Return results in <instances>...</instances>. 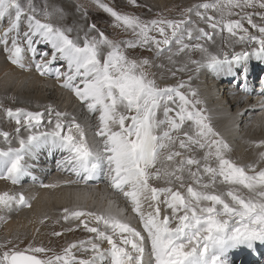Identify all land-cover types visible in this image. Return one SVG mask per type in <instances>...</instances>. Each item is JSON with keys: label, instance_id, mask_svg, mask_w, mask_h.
I'll list each match as a JSON object with an SVG mask.
<instances>
[{"label": "snow or ice", "instance_id": "obj_1", "mask_svg": "<svg viewBox=\"0 0 264 264\" xmlns=\"http://www.w3.org/2000/svg\"><path fill=\"white\" fill-rule=\"evenodd\" d=\"M94 3L130 38L109 36L96 23L86 29L68 25L65 10L47 2L37 7L36 0H0V51L6 59L25 69L30 53V66L41 76H54L88 116L96 117L93 145L85 124L52 104L43 111L3 107L16 127L15 136L0 131L6 145L0 147V179L13 185L24 177L36 180L26 158L58 150L64 155L57 169L76 179L42 187L87 185L103 177L125 207L102 196L97 209L64 208L60 220L71 225L64 231L82 228L90 234L86 240L60 252L33 243L20 249L5 240L0 264H101L106 255L111 264H244L238 254L259 255L264 249V138L247 141L256 151L251 162L234 160L193 81L194 74L209 69L230 78L242 98L252 94L249 62L264 64V0H200L180 9L178 17L150 20L104 0ZM129 3L138 6L137 0ZM74 8L87 20L83 4ZM217 36L227 50L214 53L208 45ZM137 49L150 55H130ZM196 52L200 59L193 58ZM161 57L167 64L156 63ZM153 69H166L172 77L191 74L161 85ZM258 83L260 99L250 107L258 105L261 116L253 126L264 129V77ZM45 122L48 127L41 131ZM16 206L31 207L23 192H0V213Z\"/></svg>", "mask_w": 264, "mask_h": 264}, {"label": "bare ground", "instance_id": "obj_2", "mask_svg": "<svg viewBox=\"0 0 264 264\" xmlns=\"http://www.w3.org/2000/svg\"><path fill=\"white\" fill-rule=\"evenodd\" d=\"M145 1L155 6L174 5L175 2L180 1L185 2L187 5L200 2V0H169V3H167L168 0ZM128 7L130 8L127 13L132 14L133 6L129 5ZM151 13H155V15L148 16L138 13V16L144 20L162 16L159 10H151ZM171 15L165 12L163 17ZM77 16L76 19L81 23V19ZM130 36L131 34L127 33L125 38H130ZM219 37V39H215V44L208 45L211 52L217 53L222 48L227 50L226 46H221L223 44L221 42L224 40L222 41L223 38ZM240 47L242 46L237 45V50ZM146 52L143 49L141 52L135 51L134 53H130V55H140L141 53L143 55H150V53L145 54ZM193 58L200 59V53H194ZM184 59L186 58H181V61ZM162 62L167 64V61L163 57L156 59L157 64ZM25 63V69L12 65L6 59V54L0 51V106H2L0 107V113H2V115L0 114V127L2 126L5 129L4 131H8L15 136L14 131H10L12 125L7 122V117L2 110L3 107L12 105V102L14 104L13 108H24L28 111H43L47 105L52 104L61 111L72 113L77 117L78 121L85 124L89 143L94 145L96 140L94 137L96 117L94 115L88 116L86 109L76 98L70 92L57 85L54 76H41L34 67L30 66L32 63L30 53L25 54ZM153 70L156 72L158 82L161 85H164L162 83L175 84L181 79H187V76L191 74L184 72L171 77L166 69ZM161 71L164 73L162 79L160 78ZM249 71L250 85L254 90L247 98H242L243 94L235 88L234 84H230V78L218 76L209 69H201L198 74H194L193 81V86L199 90L201 98L206 101L205 106L213 117L214 126L221 131L231 145V157L242 163L251 162L256 157V151L249 147L247 141L264 138V129L253 126V123L261 116V110L258 105L255 108L250 107V105H256L260 99V84L256 87L254 82L258 76H264V64L258 63L253 59L249 62ZM6 97H9V100ZM10 100L13 101L10 102ZM34 105L36 107H33ZM238 111H243L244 115L238 116ZM47 126L45 122L40 130L43 131ZM26 134L23 131L21 132V135ZM13 146H18L15 139H13ZM0 147H6L3 144L2 138H0ZM62 155L64 154L58 150H53L52 153H49L47 149H43L35 158H26L28 163L33 165L31 171L37 177L36 180H32L31 177H24L20 184L13 185L10 181L0 179V192H23L31 204V207L16 206L9 212L0 213V217L4 221L3 227H0V242L5 241L6 238L11 241L15 239L18 242L26 238L37 245L42 244L48 237L47 235L50 233L52 235V229L50 230L49 228L55 225L57 220H60L64 208L74 209L80 207L97 209L100 207V198L102 196L110 197L116 200L120 207H125L123 197L114 193L103 177L90 180L87 185L80 182L71 185L60 183L56 188L42 187L44 184L76 179L74 174L57 169V161L62 158ZM129 215L131 214L129 213ZM132 223L138 229L141 227L137 220H132ZM70 226L67 222H62L58 226L59 231L64 233L63 235H68V239L66 240L68 241L66 242L67 245L75 241L86 240L90 235L82 228L72 232L64 231ZM103 247L106 248L108 245L105 243ZM76 254L83 255L81 252H77ZM238 255L242 259L254 258V261L257 262L260 259H264V249H261L260 254L256 256H250L246 252ZM101 264H111L110 257L106 255Z\"/></svg>", "mask_w": 264, "mask_h": 264}, {"label": "rangeland", "instance_id": "obj_3", "mask_svg": "<svg viewBox=\"0 0 264 264\" xmlns=\"http://www.w3.org/2000/svg\"><path fill=\"white\" fill-rule=\"evenodd\" d=\"M45 2H47V4L49 6H51V7L52 6L62 7L65 10V12L67 13V16L65 17V20L63 22L68 24V25L74 26L76 28L78 27L80 29H86V25L87 24L96 23L97 27L100 28L102 31H104L109 36H112V37H115V38H125V36H127V33L123 32L120 29H117V28L113 27L112 18L107 13H105L104 11L99 9L96 6V4L94 3V0H36L37 7H40ZM104 2L112 5L113 7H115L117 10H119L121 12H126V13L129 12V10H128L130 8V7H128L130 5L129 0H104ZM76 3L83 4L88 9L87 20H85L81 16L80 12L75 11L74 5ZM167 3H169V0H168ZM151 4L152 3H148L145 0H137V5L138 6L133 7V13L132 14L138 15V13H141L143 15H148V16L151 15L152 16V15H155V13H151V10H159V12L161 13L162 16L164 15L165 12H168L170 15L171 14L172 15L171 16H167V18L168 17L175 18V17L179 16L180 9L190 6V5L185 4V2H183V1L175 2L174 5L166 4L164 6H155L154 4L153 5H151ZM143 11H145V12H143ZM76 15H78L79 18L81 19V21H82L81 23H80L79 20L76 19ZM41 18L43 19V17H41ZM75 34L76 33L74 32L73 35H75ZM80 35L81 36L83 35V31L80 32ZM226 35H227V33L223 34V36H226ZM219 38L220 37L217 36L215 39H219ZM222 41H223V39H222ZM221 43H223L221 46H225L224 45V41L221 42ZM39 47H42V46H39ZM136 51L141 52V51H143V49H137ZM145 54H149V52H146ZM165 55H167V54H165ZM152 71H154V70H152ZM258 79H260L259 76L255 79V82H254L255 83L254 85L256 87L259 84L258 83V81H259ZM162 84H167V83H162ZM6 98L9 100V97H6ZM12 101L13 100H10V102H12ZM13 106H14V104L12 102V105L10 104V106H8V107H12L13 108ZM33 107H36V105H34ZM0 114L2 115V113H0ZM6 120H7V122L10 125H12L11 128L15 129L16 125H15V123H13V120H10L8 118ZM11 128H10V131H14V129H11ZM4 130L5 129L1 126L0 127V131H4ZM1 219L2 218H0V220ZM61 221L62 220H60V223H55V225H52L49 229L50 230L52 229V232L53 231H59L58 226L60 224H62V222H64V221H62V222ZM3 222L4 221L2 219L0 221V227L3 225ZM66 235L67 234L62 235L60 237H54L50 233L49 235H47L49 238L47 237L43 241L44 243L42 242V245L45 246V247L52 248L56 252H60L64 247L67 246L66 242H68V241H66V240L68 239V235L65 238ZM6 240H8V238H6ZM0 243H2V242H0ZM13 243H15L20 249L26 248L29 243H33L34 245H37L34 242L28 241L26 238L25 239L24 238L21 239L19 242L14 239ZM39 245H41V244H39ZM243 262H244V264H259V263L264 264V259H260V261L255 262L254 258L253 259L246 258V259H243Z\"/></svg>", "mask_w": 264, "mask_h": 264}]
</instances>
